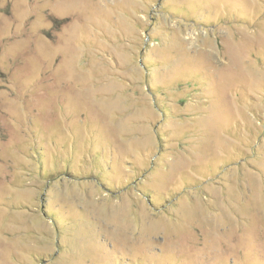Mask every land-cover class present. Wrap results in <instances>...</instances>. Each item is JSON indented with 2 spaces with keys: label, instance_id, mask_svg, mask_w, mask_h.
<instances>
[{
  "label": "rangeland",
  "instance_id": "374dc122",
  "mask_svg": "<svg viewBox=\"0 0 264 264\" xmlns=\"http://www.w3.org/2000/svg\"><path fill=\"white\" fill-rule=\"evenodd\" d=\"M0 264H264V0H0Z\"/></svg>",
  "mask_w": 264,
  "mask_h": 264
}]
</instances>
